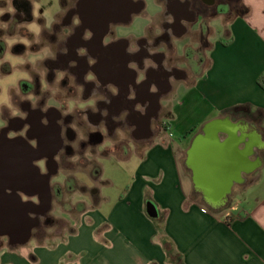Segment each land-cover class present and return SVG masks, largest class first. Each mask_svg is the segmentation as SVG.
Segmentation results:
<instances>
[{
	"label": "crops",
	"instance_id": "1",
	"mask_svg": "<svg viewBox=\"0 0 264 264\" xmlns=\"http://www.w3.org/2000/svg\"><path fill=\"white\" fill-rule=\"evenodd\" d=\"M23 1L11 0L15 12L0 15V22L7 23L0 28L1 74L11 72L8 56L24 61L16 63V69L31 74L41 70L42 60L30 61L43 56L36 48L38 34L31 31L25 44L19 32L26 26ZM7 6L8 0H0V9ZM31 6V26L39 16L55 14V8L49 12V7L35 15ZM150 7L152 13L134 20L133 30L123 32L127 35H120L116 42L124 55L117 73L124 86L130 84L132 92H141L137 101L126 104L122 95L113 96L118 90L114 94L112 87L119 89V85L110 78V69H104L97 86L107 92L74 101L78 105L93 99L94 108H74L69 113L71 103H59L57 108L47 106L50 101L35 102L34 107L55 122L58 111L70 114V126L75 124L76 133L86 137L87 164L67 172L58 170L46 178L42 190L45 202L50 194V207L46 202L44 213L37 214L33 207L28 213L31 218H65L68 224L48 225L56 228V237L51 239H44V227L33 225L25 242L11 243L7 236H0V250L9 254L6 264H13L14 253L32 240L35 248L15 264H173L164 240L172 244L183 264H264V0H233L207 20L202 13L196 24L185 18L175 20L162 3ZM154 13L144 28V20ZM174 25L189 29L200 25L202 35L191 40L175 32ZM8 39L16 42L9 47ZM145 61L152 63L146 66ZM133 63L135 69L130 67ZM141 71L144 79L138 80ZM89 74L96 79L94 72ZM29 79H19L18 86ZM18 86L10 85L8 94ZM23 100L10 96L11 107L0 104V108L9 109L10 115L23 113L27 111ZM238 106L247 113H230ZM224 118L235 129V137L243 135L237 148L247 149L248 166L228 193L217 198L218 190L196 183V163L207 151L202 145L191 154V146L206 124ZM215 135L227 138L220 129ZM203 140L207 142V137ZM71 159L76 161L77 156ZM39 168L37 173L45 174ZM57 184L60 196L54 192ZM18 192L34 206L42 200L38 191L27 193L19 188ZM213 199L220 203H212Z\"/></svg>",
	"mask_w": 264,
	"mask_h": 264
},
{
	"label": "flooded vegetation",
	"instance_id": "2",
	"mask_svg": "<svg viewBox=\"0 0 264 264\" xmlns=\"http://www.w3.org/2000/svg\"><path fill=\"white\" fill-rule=\"evenodd\" d=\"M154 1L164 4L175 20L185 18L189 23L196 24L202 13L205 14L207 20L233 0ZM147 3L148 0H57L51 7L55 8L53 16L50 18L39 16L35 20V24L40 29L36 48L44 56L41 70L33 74L28 72L31 79L21 81L18 92L13 91L10 94L7 92L12 100L24 98V107L27 111L23 112L26 114L24 117H12L9 109L0 108V119L8 121L7 127L0 130V136L22 139L32 149L30 154L22 148L15 151L18 159L29 157L34 164L33 170L29 168L22 170L19 188L27 193L39 192L42 198L40 204L34 206L31 203L37 214L44 213L46 203L42 190L43 182L58 170L67 172L71 168L85 166L87 158L84 153L87 146L83 140H77V133L69 123L70 114H62L58 111L55 115L58 121L55 122L40 107H31V101L27 97L31 95L38 97L36 102L39 105L47 101H55L67 106L74 101H82L93 95L95 97L104 94L107 90L97 86V81L102 78L100 73L102 70L110 69V78L119 85L117 94L111 93V95L115 97L122 95L125 100L123 103L126 104L137 101L141 92L136 90L132 92L130 84L124 86L118 74L123 66L124 55L118 50L116 42L120 33L133 30L134 20L146 17ZM198 3L202 5L201 10L197 8ZM20 6L26 26L21 27L19 32L25 38L30 39L32 36L29 29L32 20L31 2L24 0ZM47 8L49 7H41L40 12L44 13ZM74 17L79 18L78 25L73 24ZM196 27L189 29L187 26L180 28L174 25L173 30L178 33L183 32L191 40H196L202 35L201 26L196 25ZM66 29H71V32L66 34ZM11 31H16L14 24H12ZM86 32H91V36L86 38ZM105 39H110L107 44L104 43ZM153 45L154 42L147 43L150 48ZM170 47L174 50L173 45ZM45 49L50 50L53 55H45ZM80 49L85 50L83 54L80 53ZM2 53V48H0V60ZM91 71L96 74V79L87 80L86 77ZM62 72L65 75L58 80ZM45 84H47V89H44ZM81 87L82 90L79 92L78 88ZM78 124L81 127L82 121L79 120ZM72 156H77V160L73 161ZM39 167L45 174L37 173ZM64 175L67 174L64 173ZM54 192H57L58 196L61 195L59 184ZM30 222L35 228H41L50 225L51 219L47 215H35Z\"/></svg>",
	"mask_w": 264,
	"mask_h": 264
},
{
	"label": "water",
	"instance_id": "3",
	"mask_svg": "<svg viewBox=\"0 0 264 264\" xmlns=\"http://www.w3.org/2000/svg\"><path fill=\"white\" fill-rule=\"evenodd\" d=\"M227 121V118L210 121L203 128L205 136L198 135L191 146V154L202 145L206 149L207 154H203L196 163L198 168L194 170V178L204 189L218 190L217 198L228 193L233 182L239 179L241 171L248 166L244 155L247 149L237 148L243 135L235 137V129ZM219 129L227 134L226 139L216 137L215 132ZM206 137L207 142L203 140ZM29 147L22 139L0 136V236H7L11 243L27 241L32 228V218L28 213L32 209V202L22 200L18 189L22 170L32 169L34 164L29 157L18 159L15 151L22 148L30 154L32 149ZM46 199L49 208L50 194H46ZM212 203L220 202L213 199ZM148 207L149 213L154 214V208Z\"/></svg>",
	"mask_w": 264,
	"mask_h": 264
},
{
	"label": "clouds",
	"instance_id": "4",
	"mask_svg": "<svg viewBox=\"0 0 264 264\" xmlns=\"http://www.w3.org/2000/svg\"><path fill=\"white\" fill-rule=\"evenodd\" d=\"M162 10H163V9H162V7H161V8H159V9H157V12H160V11H162ZM4 12H8V13H10V14L15 12V9H14V8L12 7V5H11V0H8V6H7L6 8H4V9H0V15H3ZM34 14H35V15H39L38 12H36V13H34ZM154 15H155V13L152 14L151 16H149L148 18H146V19L144 20V28H145L146 25H148V24L151 22V19H152V17H153ZM169 20H171V17H169ZM79 23H80L79 18H78V17H74V18H73V24H74V25H78ZM6 27H7V23H6V22H0V28H6ZM31 31H33V32H35V33L38 34L39 31H40L39 26L36 25L35 23H33L32 26H31ZM70 32H71V29H66V34H68V33H70ZM160 32H161V30H160L159 28H157V30H156V34L159 35ZM139 34H140V35H144V32L139 33ZM120 35H127V33H123V32H122V33H120ZM90 36H91V32H86V33H85V37H86V38H88V37H90ZM109 40H110V39H105L104 43L107 44V43L109 42ZM15 42H16L15 39H8V40H7V44L9 45V47H10L12 44H14ZM22 42L25 43V44H28V41H27V40H23ZM133 50H134V48H133ZM84 51H85L84 49H80V53H81V54H83ZM45 55H47V56H52L53 53H51L50 50L45 49ZM43 58H44L43 56H35V57H31V58H30V61L33 62V63H35L37 60H42ZM18 62L21 63V64L24 63L23 60H20V61H18ZM151 63H152L151 61H145L146 66H147L148 64H151ZM130 67L133 68V69H135V68H136V65L133 63V64L130 65ZM64 75H65V73H63V72L60 73V75H59V77H58V80L62 79ZM138 77H139L138 80H143V79H144V72H142V71L139 72ZM25 78L27 79L28 77H25ZM86 79H87V80H94L95 77H94L92 74H89V75L86 77ZM44 89H47V84H45V88H44ZM111 90H112V92H113L114 94H115L116 91H117V89L114 88V87H112ZM27 99H29V100L32 102L33 107H34V106H35V102H36V100L38 99V97H36V96H34V95H31V96L27 97ZM0 104H2V106H7L8 108L11 107L10 96H8V94H7V89H5V95H4V97H3V98H0ZM47 106H55V107H57V108H60V104H59L58 102L53 103V102L50 101L49 103H47ZM94 106H95V100H93V99L88 100L87 104H83V103H82V104H78V105H77V104H75V102H71V105H70L68 111H69V113H70L74 108L84 109V108H86V107H93V108H94ZM25 115H26L25 113H21V112H18V111L11 112V116H12V117H15V116L24 117ZM7 124H8V121H7V120H5V119H0V130H2L3 128L7 127ZM71 126L73 127V129H74L75 131H77V127H76L75 124H72ZM90 129H91L92 131L99 130V129H97L96 127H90ZM77 134H78V140L86 139V137H85V135L83 134V132H79V133H77Z\"/></svg>",
	"mask_w": 264,
	"mask_h": 264
},
{
	"label": "rangeland",
	"instance_id": "5",
	"mask_svg": "<svg viewBox=\"0 0 264 264\" xmlns=\"http://www.w3.org/2000/svg\"><path fill=\"white\" fill-rule=\"evenodd\" d=\"M234 1H238V0H234ZM30 2H31V4H33L34 13H36V12H40L41 7H52V6H54V4H55V2H57V0H30ZM152 3H155V1L154 0H148L147 6H146V12L152 13V8L150 7ZM53 8H50L49 9L50 10L49 12H51V10ZM197 8H199L201 10V8H202L201 3L200 4L199 3L197 4ZM30 28H31V25L29 26V29ZM24 40H27L29 42V39H27V38H24ZM8 57H6V59L8 61L9 60L12 61L11 72H9L8 74H1L0 73V98H3L4 97V95H5V89H7V92H8V89H9L8 87L10 85H17L18 86V84H17L18 82L17 81L19 79L25 78L26 76L29 77V75L26 74L27 73L26 71H24L21 68L16 69V67H15L16 63H18V61L20 60V58L13 57V56H8ZM13 91L18 92L19 91V86L16 87V88H13L12 87L11 88V92H13ZM86 176L84 177V180L87 179L86 182H87V185H88V183H89V181H88L89 180V177L87 178ZM63 215H66V214L64 213ZM51 223H53V224L58 223V225H61V224H64V223L68 224V222L66 221L65 218L64 219L63 218H59L58 220H56V219L54 220L53 219V220H51ZM44 228L46 229V230L44 229L45 230V235L44 236L46 237L44 239H51L52 237H56V234H57L56 233V228L55 229H52V230L50 229L49 226H46ZM36 245H37V243H35V241L32 240L30 242L29 246H26L25 248L22 247L20 250H18L19 247H16L14 249H12L10 247L11 250H16V251L18 250V252H15L14 253L15 255H13L12 257L10 256L13 259L15 258L13 264H15L20 259H23V258L28 257V255H27L28 252L32 251L35 248ZM8 247H9V245H8ZM8 258H9L8 252H6L4 249H1L0 250V264H6Z\"/></svg>",
	"mask_w": 264,
	"mask_h": 264
},
{
	"label": "trees",
	"instance_id": "6",
	"mask_svg": "<svg viewBox=\"0 0 264 264\" xmlns=\"http://www.w3.org/2000/svg\"><path fill=\"white\" fill-rule=\"evenodd\" d=\"M230 113L236 115H245L247 112L246 110H244L243 106H238L237 110L236 109L230 110ZM163 243L170 262H172L173 264H183L180 255L175 251L172 244L166 240H164Z\"/></svg>",
	"mask_w": 264,
	"mask_h": 264
},
{
	"label": "built area",
	"instance_id": "7",
	"mask_svg": "<svg viewBox=\"0 0 264 264\" xmlns=\"http://www.w3.org/2000/svg\"><path fill=\"white\" fill-rule=\"evenodd\" d=\"M171 135V134H170ZM205 210V209H204Z\"/></svg>",
	"mask_w": 264,
	"mask_h": 264
}]
</instances>
